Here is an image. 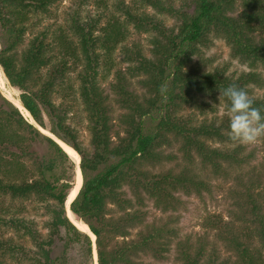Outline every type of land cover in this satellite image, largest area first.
Masks as SVG:
<instances>
[{"label":"trees","instance_id":"16d2710c","mask_svg":"<svg viewBox=\"0 0 264 264\" xmlns=\"http://www.w3.org/2000/svg\"><path fill=\"white\" fill-rule=\"evenodd\" d=\"M62 2L0 0V66L34 120L0 91V199L10 202L0 203V264H94V241L70 220L66 208L77 165L58 141L40 131L38 126L46 129L45 116L51 132L80 156L83 184L70 208L95 235L98 264H147L133 259L143 253L164 258L176 236L170 226L174 220L145 224L143 196L167 212L182 208L176 193L211 192L191 164L179 172L162 170L171 158L164 146L181 141L189 159L199 149L203 168L213 164L215 174H227L220 161L233 169L250 159L244 145L229 139L228 117L217 105L220 89L236 84L264 107V96H256L253 87H264L258 72L264 68V0H69L60 13L55 7ZM238 5L244 9L235 16ZM54 8L56 19L66 15L63 24L45 29L22 49L32 23L29 14L52 17ZM130 27L150 35L148 49L130 43ZM216 41H224L251 71L229 75L227 67L209 68L203 53ZM118 50L130 64L124 73L114 58ZM113 70L111 98L102 83ZM140 75L145 76L143 95L131 91L127 81ZM221 103L226 111L227 100ZM115 106L121 109L118 119ZM187 108L189 113L180 115ZM79 113L86 116L87 144L67 123ZM203 138L224 146L208 148ZM38 144L44 145L42 153L32 150ZM254 179L239 177L235 189L239 205L254 216L252 221L240 216L247 230L223 216L206 222L219 230L234 258L219 261L215 244L208 254L205 238L179 243L183 264H264V182ZM25 202H35V215L20 214L28 209ZM110 204L123 214L116 215Z\"/></svg>","mask_w":264,"mask_h":264},{"label":"rangeland","instance_id":"374dc122","mask_svg":"<svg viewBox=\"0 0 264 264\" xmlns=\"http://www.w3.org/2000/svg\"><path fill=\"white\" fill-rule=\"evenodd\" d=\"M113 1V0H111ZM137 0H126V3L129 4L131 2H135ZM69 3V0H63L61 4H59L57 7L58 12L61 13V11L64 9V7ZM131 5V4H130ZM53 10L52 17L49 15H41L38 14L37 16H34L33 13L29 14V18H31L32 23L29 25V30L25 36L24 45L22 46V49L33 39V37H36L37 35H40L45 29H50V31L57 28V26H60L63 24V17L66 15L64 14L63 17L60 16L56 19L55 15L57 14V11ZM91 9L94 7L91 6ZM149 13H156V10L152 7H147ZM238 9L235 12V16L238 15L239 12H241L244 8L243 6L238 5ZM66 12V10H65ZM233 15V14H232ZM66 18V17H65ZM169 25V24H168ZM170 25H172V20H170ZM130 34L131 39L130 43H136L144 46L143 48L148 49V38L149 34L145 33H137L134 31L132 27H130ZM52 34H48V42L52 41ZM1 49V45H0ZM120 51L116 52L115 59L117 61V66L119 70H121L122 73H124L125 70H127L129 63L125 62L123 60V56L120 55ZM203 58L205 59L206 63H208L209 68H225L227 67L228 71L227 74L233 75L235 73L236 75H239L242 72H249L251 71V68L247 65L241 63L238 59L234 58L231 54L230 48L226 45L224 41H216V43L211 47L204 51ZM201 59V57H200ZM196 60H199L197 57ZM203 61V59H202ZM120 63V64H119ZM116 70H113L110 74V78L107 81H104L102 83V89L105 91V94L110 96L111 98H114V93L112 91V83L116 82ZM258 72L262 73V77L264 78V68L260 67ZM6 78L1 66H0V77ZM145 76H128L129 81V89L133 92H135L138 95H143L146 93L145 87L142 83ZM6 81L9 85L10 89H14L15 96L11 97L9 96L2 88L0 87V91L4 94V96L9 99L13 104H16V100H19L21 105V111L25 115L27 119L30 120L34 124V120L30 117V115L27 113V111L23 108L22 103L20 101V95L21 92L12 87L7 78ZM255 89L256 96L263 97L264 96V87L258 88L256 86H253ZM6 93V94H5ZM15 98V99H14ZM15 102V103H14ZM117 111L114 112V119H118L121 115V109H119L118 106H115ZM82 107L80 111H82ZM190 109L187 108L185 111H181L180 115H187L189 113ZM28 114V115H27ZM211 117V116H210ZM45 123H46V129L40 128V131L46 135H49V137L54 136L53 138H57L52 132L51 127L52 123L51 121L45 116ZM68 125H72L75 129L79 131V135L81 136V140L84 144H87L89 142V132L86 128L87 120L86 116L81 113H79L78 117H73L72 119L68 120ZM117 125L119 124V121L116 120ZM113 140H116V138L113 135ZM201 140H206L207 147L212 148H222L224 145L220 143L218 140H207L206 138H203ZM60 142H63L62 140H58ZM64 143V142H63ZM181 141L174 142L172 146H164L165 147V154H168L169 157H171L168 161L165 162L163 169L165 171L174 169L176 172L181 171L180 167H185L191 164V168L200 175L204 179L206 183H208L209 187L211 188V192L204 191L201 196L197 194H192L191 196H187L183 193H176V195L181 198L183 201L182 208H179L178 210H171L169 209L167 212H164L160 210L156 205L152 198L148 196H143L144 202H145V208L144 211L147 213L145 224L148 223H159L161 219L167 220L168 218H172L174 222L170 224L171 227H174V232L176 233V236L171 237L169 240V247L168 251L166 253H163L161 256L164 258L156 259L152 254L150 253H143L138 257L133 258L135 261L139 263H147V264H183L179 250L178 245L180 242H186L190 241L194 244H196L199 240H203L206 238L207 244L206 247L208 249V254L212 253V245H216L217 253L216 256H219V261L234 258L233 252L230 251L227 248V245L225 242H223L218 236H219V230L216 229L212 225L209 227L207 226V219L209 216H223V218L227 221H231L233 225H237L240 227L244 226L243 219L240 218L244 217L246 220L251 221L254 219V216L248 212V209L246 210L245 207H241L243 203H240V197L239 194L235 191V189L238 187L237 179L240 177L244 179L245 181L250 178H260L261 182H264V140H261L254 144H247L245 146L244 153L246 155H250V159L243 165L233 167V169H230L228 167V164L225 161H220L218 164H221V168L226 170L225 172L227 174L219 173L215 174L214 169L216 168L213 164L208 163L207 169L205 170L202 166V160L204 158V154H201L199 151L194 148L191 155V158H187L183 151L180 150V144ZM66 144V143H64ZM67 145V144H66ZM43 144L35 145L33 147V151H38L39 153H42L39 148H43ZM68 146V145H67ZM73 160V159H72ZM76 165L80 163L79 161ZM192 162V163H190ZM215 165H217L215 163ZM189 167V166H188ZM158 170H161L159 168ZM216 170V169H215ZM258 176V177H256ZM254 179V180H255ZM258 192V188H257ZM2 201H5V205H10L9 199L4 198L0 199V203ZM33 205H30V204ZM239 203L241 205H239ZM20 204V203H19ZM24 206L28 209L24 210L20 214H29V215H35L34 214V207L36 206L35 202H25ZM110 208H114L116 215H122L123 213L113 204H110ZM244 212V215L242 214ZM39 219V218H38ZM252 226V224H249ZM243 228L247 230V225H245ZM213 229V230H212ZM140 230V226L136 227L132 230L133 237L136 236L137 232ZM11 232L7 231L6 236H9ZM204 235H207V237H203ZM201 237V238H200ZM94 239V238H93ZM121 240V239H119ZM256 242L258 245H260L259 237L256 236ZM95 264V263H94Z\"/></svg>","mask_w":264,"mask_h":264},{"label":"clouds","instance_id":"9594fccd","mask_svg":"<svg viewBox=\"0 0 264 264\" xmlns=\"http://www.w3.org/2000/svg\"><path fill=\"white\" fill-rule=\"evenodd\" d=\"M222 98L227 100L226 111ZM219 100L218 111L228 117L227 135L231 141L247 145L264 140V107L256 106L245 88L236 84L222 88Z\"/></svg>","mask_w":264,"mask_h":264},{"label":"bare ground","instance_id":"6f19581e","mask_svg":"<svg viewBox=\"0 0 264 264\" xmlns=\"http://www.w3.org/2000/svg\"><path fill=\"white\" fill-rule=\"evenodd\" d=\"M0 87L2 88V90H4L9 96L13 97L15 96L14 94V89H10L9 88V85L6 81V78H3L2 76L0 77ZM5 93V94H6ZM15 99V98H14ZM16 105L21 108V105H20V102L19 100H16ZM15 103V102H14ZM26 115V114H25ZM28 115V114H27ZM54 137V136H52ZM56 139V138H54ZM57 140V139H56ZM59 144L68 152V154H70L73 159H75V161H79V155L77 154V152L73 151L69 146H67L66 144H64L63 142H60L58 141ZM77 186H76V189L73 191V193L69 196V199H68V205H70L72 203V201L75 199L82 183H83V178H82V173H81V170L80 168L77 169ZM68 216L70 218L71 221H73V223L82 231L84 232H87V233H90L89 232V228L87 225H85L84 223H82V221H80L73 213H71V211H68ZM93 237V236H92ZM94 238V237H93Z\"/></svg>","mask_w":264,"mask_h":264},{"label":"water","instance_id":"95a60500","mask_svg":"<svg viewBox=\"0 0 264 264\" xmlns=\"http://www.w3.org/2000/svg\"><path fill=\"white\" fill-rule=\"evenodd\" d=\"M15 105V104H14ZM16 106V105H15ZM19 108V107H18ZM20 109V108H19ZM39 127V129L40 128H42V127H40V126H38ZM53 139V138H52ZM55 142H57L58 140H55V139H53ZM58 144H59V142H57ZM60 145V144H59ZM61 146V145H60ZM71 148V147H70ZM64 149V148H63ZM73 151H75L73 148H71ZM65 150V149H64ZM76 152V151H75ZM78 154V153H77ZM80 157V156H79ZM80 168V166L78 165V167H77V169H79ZM76 179H77V170H76ZM83 184V183H82ZM76 186H77V183H76V181H75V183H74V187H73V189L71 190V192H70V194H69V196L73 193V191L76 189ZM81 187H82V185H81ZM81 187H80V189H79V191H78V193H77V195L79 194V192H80V190H81ZM76 195V196H77ZM76 198V197H75ZM68 199H69V197H68ZM66 208H67V213H68V211H71V208H70V205H68V200H67V203H66ZM71 213H73L72 211H71ZM69 217V216H68ZM82 223H84V222H82ZM85 224V223H84ZM85 225H87V224H85ZM89 228V227H88ZM89 232L90 233H88L89 235H90V237L93 239V237H94V239H93V241H94V263L95 264H98V254H97V249H96V237H95V235L90 231V229H89ZM93 236V237H92Z\"/></svg>","mask_w":264,"mask_h":264}]
</instances>
